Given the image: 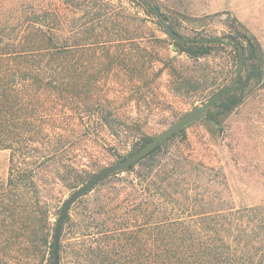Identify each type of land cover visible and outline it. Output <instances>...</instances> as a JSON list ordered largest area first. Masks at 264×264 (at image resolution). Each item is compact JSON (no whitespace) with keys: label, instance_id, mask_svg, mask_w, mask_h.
Masks as SVG:
<instances>
[{"label":"trees","instance_id":"obj_1","mask_svg":"<svg viewBox=\"0 0 264 264\" xmlns=\"http://www.w3.org/2000/svg\"><path fill=\"white\" fill-rule=\"evenodd\" d=\"M111 1L0 0V152L9 155L0 179V264H55L53 219L64 196L109 167L97 154L100 143L109 146L106 132L128 128L117 124L127 117L116 106L125 98L109 100L101 91L111 83L134 90L153 82L145 55L106 51L98 62L90 50L84 60L83 42L134 41L113 31L147 23ZM129 1L158 23L175 14L158 0ZM243 38L242 64L259 65L253 38ZM198 43L190 39L180 51L208 56L211 50ZM165 66L174 86V66L168 60ZM240 100L222 93L219 115ZM158 151L132 166L137 171L104 176L82 196L83 205L62 223L60 264H264V202L238 206L220 169L179 157L163 163Z\"/></svg>","mask_w":264,"mask_h":264},{"label":"rangeland","instance_id":"obj_2","mask_svg":"<svg viewBox=\"0 0 264 264\" xmlns=\"http://www.w3.org/2000/svg\"><path fill=\"white\" fill-rule=\"evenodd\" d=\"M32 1L39 4L43 0ZM158 1L161 8L175 9L167 22L158 23L143 5L137 6L129 0L111 1L122 3L131 13L138 12V16L147 21L123 32L113 31L123 39L132 36L134 41L116 40L111 45L97 46L83 42L85 61L90 50H95L98 62L103 61L106 51L112 56L122 52L129 59L145 55L153 62L149 76L152 84L140 82L131 90L127 84L111 83L110 91H101L109 100L119 95L125 98L116 106L126 110L127 117L117 124L128 127L119 135L106 132L109 146L100 143L97 151L103 167L135 155L174 123L201 108L203 114L198 119L157 148L158 158L163 163L171 158H188L220 169L231 185L238 206L264 202V0ZM244 34L253 38L261 53L259 65L242 64L240 47L245 43ZM190 39L200 46L204 43L211 53L206 57L189 58L180 48ZM165 60L174 66V86ZM256 72L261 73L260 78H253ZM249 74L252 78L247 79ZM222 93L236 94L241 100L232 110L219 115ZM8 161V153L0 152V179L6 177ZM134 165L136 163L115 173L125 170L118 177H126L132 173L130 167ZM107 184L112 186L110 180ZM71 193H66L64 201ZM81 198L72 203L68 213L83 205L79 203ZM58 219L59 216H55L53 221L57 223Z\"/></svg>","mask_w":264,"mask_h":264},{"label":"water","instance_id":"obj_3","mask_svg":"<svg viewBox=\"0 0 264 264\" xmlns=\"http://www.w3.org/2000/svg\"><path fill=\"white\" fill-rule=\"evenodd\" d=\"M166 30L168 31V27H166ZM203 114V111L201 108H197L188 115H186L184 118L180 119L176 123H174L171 127H169L164 133H162L157 139L152 141L150 144L145 146L143 149H141L139 152H137L135 155L131 156L130 158L119 162L117 164H114L112 166L107 167L103 171H101L98 175H96L93 180L86 184L85 186L78 189L76 192H74L72 195L68 197L66 200L61 215L59 216V219L57 221V225L54 231V261L55 264H60L59 260V248H60V241H61V229H62V223L64 220V217L68 214V211L72 205L77 199L84 196L86 193L91 190V188L104 176H107L111 173H115L118 170H122L126 167H129L140 160L147 157L149 154L154 152L166 139H168L173 134L179 132L184 127H186L188 124L194 122L196 119H198Z\"/></svg>","mask_w":264,"mask_h":264}]
</instances>
